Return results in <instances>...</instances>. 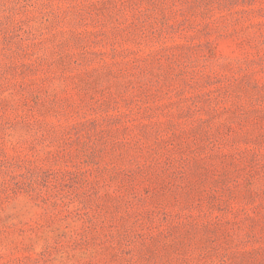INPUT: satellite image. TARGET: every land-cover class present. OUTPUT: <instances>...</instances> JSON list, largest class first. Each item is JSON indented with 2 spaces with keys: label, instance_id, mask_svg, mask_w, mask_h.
I'll use <instances>...</instances> for the list:
<instances>
[{
  "label": "rangeland",
  "instance_id": "rangeland-1",
  "mask_svg": "<svg viewBox=\"0 0 264 264\" xmlns=\"http://www.w3.org/2000/svg\"><path fill=\"white\" fill-rule=\"evenodd\" d=\"M0 264H264V0H0Z\"/></svg>",
  "mask_w": 264,
  "mask_h": 264
}]
</instances>
